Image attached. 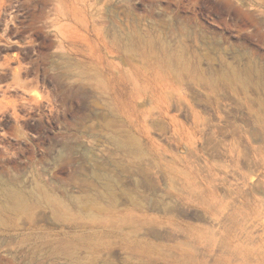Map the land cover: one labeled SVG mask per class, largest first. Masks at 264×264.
<instances>
[{
    "label": "rangeland",
    "instance_id": "374dc122",
    "mask_svg": "<svg viewBox=\"0 0 264 264\" xmlns=\"http://www.w3.org/2000/svg\"><path fill=\"white\" fill-rule=\"evenodd\" d=\"M0 264H264V0H0Z\"/></svg>",
    "mask_w": 264,
    "mask_h": 264
}]
</instances>
